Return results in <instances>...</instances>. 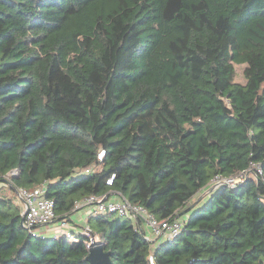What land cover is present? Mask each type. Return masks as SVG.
Wrapping results in <instances>:
<instances>
[{
	"label": "trees",
	"instance_id": "16d2710c",
	"mask_svg": "<svg viewBox=\"0 0 264 264\" xmlns=\"http://www.w3.org/2000/svg\"><path fill=\"white\" fill-rule=\"evenodd\" d=\"M252 164L172 241L93 211L113 264H264V0H0V264H90L83 233L21 225L15 188L47 182L58 222L112 193L163 220Z\"/></svg>",
	"mask_w": 264,
	"mask_h": 264
},
{
	"label": "built area",
	"instance_id": "2783aa9c",
	"mask_svg": "<svg viewBox=\"0 0 264 264\" xmlns=\"http://www.w3.org/2000/svg\"><path fill=\"white\" fill-rule=\"evenodd\" d=\"M91 168L83 169L80 174H89ZM18 171L9 172L5 178H11L17 175ZM262 167L258 164H252L249 169L240 172L236 176L221 177L218 176L212 180L210 191L214 188L218 189L223 186L236 188L249 177H258L262 175ZM114 176L108 181L112 183ZM48 183L32 189H18V195L22 200V217H24V226L37 237H53L57 238L61 235L54 233L50 235V227L56 223L55 202L46 196ZM208 192V193H209ZM91 206L96 213H117L120 216L132 219L136 224L142 222L143 227H146L147 233L145 239L151 243H157L159 240L172 241L176 239L184 231L185 222L176 218H167L159 220L150 214L144 207L133 205L125 198L120 200H112L107 196H91L85 201L79 203L78 207ZM60 227L68 225L66 222H59ZM82 233L88 237L86 242L87 248L90 249L95 243L100 242L99 237L93 235L90 227L86 224ZM66 236L73 242H78L79 238L74 233L67 232ZM150 262L154 264L153 256L150 257Z\"/></svg>",
	"mask_w": 264,
	"mask_h": 264
},
{
	"label": "crops",
	"instance_id": "0c3cea01",
	"mask_svg": "<svg viewBox=\"0 0 264 264\" xmlns=\"http://www.w3.org/2000/svg\"><path fill=\"white\" fill-rule=\"evenodd\" d=\"M209 191H210V187L198 193L196 198H194L190 202V205H188L187 208H185L182 211V212L186 211V214L182 216L183 217L182 220L191 216V214H193L197 209H199V207H201L202 204L205 203V201L207 200L206 197ZM110 199L120 200L121 197L117 195L116 193H112ZM89 212H93V208L91 206H81L80 210H78L71 216V221L68 223L67 226L60 227L59 222L56 221V223H54L49 229L50 235H53L54 233H58L59 235H61V234H66L67 232H71V233L75 232L77 234L82 233L83 228L86 226L87 218L91 214ZM144 228L147 233V230H146L147 228L146 227Z\"/></svg>",
	"mask_w": 264,
	"mask_h": 264
},
{
	"label": "water",
	"instance_id": "95a60500",
	"mask_svg": "<svg viewBox=\"0 0 264 264\" xmlns=\"http://www.w3.org/2000/svg\"><path fill=\"white\" fill-rule=\"evenodd\" d=\"M15 191H18V189L15 188ZM211 191H214V188L211 189ZM184 214H186V211L180 213V216H183ZM21 225L24 226V217H22ZM86 260L90 264H113L111 253L106 251L105 246L101 242L95 243L89 249V255L87 256Z\"/></svg>",
	"mask_w": 264,
	"mask_h": 264
},
{
	"label": "rangeland",
	"instance_id": "374dc122",
	"mask_svg": "<svg viewBox=\"0 0 264 264\" xmlns=\"http://www.w3.org/2000/svg\"><path fill=\"white\" fill-rule=\"evenodd\" d=\"M245 65H236V74H235V81L238 83H245V76H244ZM11 185V183H9ZM2 183H0V188H2ZM9 185V186H10ZM18 193V191H17ZM92 213V212H89ZM183 217H180L182 219Z\"/></svg>",
	"mask_w": 264,
	"mask_h": 264
}]
</instances>
